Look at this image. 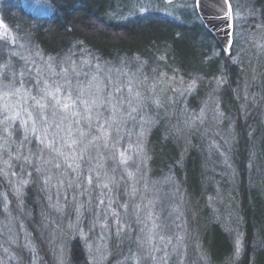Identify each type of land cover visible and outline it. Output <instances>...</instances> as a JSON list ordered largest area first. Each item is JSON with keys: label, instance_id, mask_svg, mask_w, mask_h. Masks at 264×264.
Segmentation results:
<instances>
[{"label": "rangeland", "instance_id": "1", "mask_svg": "<svg viewBox=\"0 0 264 264\" xmlns=\"http://www.w3.org/2000/svg\"><path fill=\"white\" fill-rule=\"evenodd\" d=\"M15 1L47 18L54 13L52 4L60 0H0L4 202L0 205V264H71L69 248L75 238L86 245L89 264H200L202 256L182 215V196L164 192L170 185L167 180H149L141 166L144 156L139 141L159 115L176 128L181 125L179 133L206 135L213 127L212 133L220 135L224 144L226 132L213 104L220 102L203 101L211 103L206 112L195 119L189 116L183 105L199 85L169 72L176 65L173 57L164 69L155 62L156 68L147 69L141 63L140 70L96 57L47 59L26 31H20L21 23L5 20L6 9ZM109 1L111 6L115 2L113 10L118 16L131 5L133 13L176 14L173 0ZM230 2L236 24L235 54L242 65L254 64L264 41V25L244 30L247 16L243 10L249 1ZM114 16L118 17L109 14V18ZM249 73L244 70L237 75L243 80ZM65 103L68 109L63 108ZM126 135L125 143L132 138L127 148ZM220 145L212 147L220 150L224 146ZM218 160L220 172L230 181V165L223 151ZM33 176L45 202L40 203L38 225L32 230L26 226L30 218L21 200ZM223 191L217 196L219 207L228 210L229 198ZM233 220L224 223L239 241ZM119 244L129 249L127 254L109 260L111 250L121 248Z\"/></svg>", "mask_w": 264, "mask_h": 264}, {"label": "trees", "instance_id": "2", "mask_svg": "<svg viewBox=\"0 0 264 264\" xmlns=\"http://www.w3.org/2000/svg\"><path fill=\"white\" fill-rule=\"evenodd\" d=\"M195 1L173 0L175 17L159 10L133 13L134 5L125 7L118 16L113 10L115 2L111 6L109 0H60L52 4L54 13L47 18L34 15L15 1L4 16L8 23H21L20 31H26L36 49L56 62L96 57L105 63H127L137 70L141 63L144 68H156L155 62L164 69L173 57L176 65L169 72L199 85L183 105L187 114L198 118L211 105L203 101L220 102L213 104L218 107L217 118L227 139L221 144L220 135L212 133L213 127L206 135L179 133L180 124L176 128L157 115L139 141L144 156L141 166L149 180H167L170 185L164 192L182 196V215L202 256L200 264H264V41L257 62L242 65L235 54L236 24L231 52H226L203 24ZM248 1L242 27L252 31L264 25V0ZM109 14L118 17L109 18ZM244 70L250 72L249 77L241 80L237 74ZM125 138L128 136L123 141L127 148L132 138L128 143ZM215 144L224 146L219 150L212 147ZM222 151L232 174L228 182L220 172L218 155ZM32 180L22 190L25 199L21 201L30 218L26 226L33 230L38 225L40 203L45 201L36 179ZM222 189L227 191L228 210L219 207L217 196ZM1 191L0 179L3 205ZM232 218L239 229V241L224 223ZM120 247L111 250L109 260L127 254L129 249ZM69 250L71 264H89L88 250L80 239L71 240Z\"/></svg>", "mask_w": 264, "mask_h": 264}, {"label": "water", "instance_id": "3", "mask_svg": "<svg viewBox=\"0 0 264 264\" xmlns=\"http://www.w3.org/2000/svg\"><path fill=\"white\" fill-rule=\"evenodd\" d=\"M195 5L203 24L215 36L221 47L229 52L233 45L234 33L232 6V15H226L231 5L230 1L227 0L225 3L224 0H200V5L197 6L196 2Z\"/></svg>", "mask_w": 264, "mask_h": 264}, {"label": "snow or ice", "instance_id": "4", "mask_svg": "<svg viewBox=\"0 0 264 264\" xmlns=\"http://www.w3.org/2000/svg\"><path fill=\"white\" fill-rule=\"evenodd\" d=\"M224 2L227 3V0H224ZM196 4H197V6H199V5H200V0H196ZM226 15H227V16H231V15H232L231 5H229V7H228V11L226 12ZM0 26H2V25H0ZM57 91H59V89H57ZM33 99H34V98H33ZM37 103L39 104L38 101H37ZM40 107H44V105H40ZM63 108H64V109H68V108H69V104L65 103V104L63 105ZM57 166H59V165H57Z\"/></svg>", "mask_w": 264, "mask_h": 264}]
</instances>
